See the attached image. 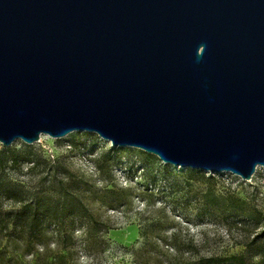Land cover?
I'll list each match as a JSON object with an SVG mask.
<instances>
[{
	"label": "water",
	"instance_id": "water-1",
	"mask_svg": "<svg viewBox=\"0 0 264 264\" xmlns=\"http://www.w3.org/2000/svg\"><path fill=\"white\" fill-rule=\"evenodd\" d=\"M74 131L250 179L264 0H0V142Z\"/></svg>",
	"mask_w": 264,
	"mask_h": 264
},
{
	"label": "rangeland",
	"instance_id": "rangeland-1",
	"mask_svg": "<svg viewBox=\"0 0 264 264\" xmlns=\"http://www.w3.org/2000/svg\"><path fill=\"white\" fill-rule=\"evenodd\" d=\"M25 145L41 162L9 164L5 174L26 188L52 192V165L63 163L82 181L79 193L96 222L89 217L68 220L71 240L63 241L54 226L46 227L34 243L3 239L0 264H54L55 253L65 244L76 264H175L180 258L241 253L253 238L264 245L262 165L250 179L228 171L184 168L137 147L113 146L89 131L59 138L42 134L33 143L16 139L9 146L23 150ZM112 148L119 149L117 154ZM231 196L246 203L231 208ZM0 204L8 208L13 201L2 199ZM146 232L154 242L147 245L148 255L137 251ZM173 242L180 248L178 255Z\"/></svg>",
	"mask_w": 264,
	"mask_h": 264
},
{
	"label": "trees",
	"instance_id": "trees-1",
	"mask_svg": "<svg viewBox=\"0 0 264 264\" xmlns=\"http://www.w3.org/2000/svg\"><path fill=\"white\" fill-rule=\"evenodd\" d=\"M25 145L23 150H16L11 146L0 149V200H12L8 208L0 204V243L3 239H22L28 243L41 240V236L46 227L54 226L55 233L62 240L72 239L66 231V223L71 218L89 217L92 222H96L94 215L90 213L88 206L79 193V178L75 177L66 165L54 161L52 169L55 172L53 190L45 191L39 189L26 188L21 182L10 179L5 174L6 167L18 165L21 162L32 163V166L39 164L41 157L28 149ZM118 148L110 149V152L117 154ZM62 174L63 177H59ZM231 208H240L246 201L237 197H230ZM20 233L19 236L14 234ZM264 236V233L262 235ZM143 246L137 250L146 253L147 245L153 244V239L147 232L142 233ZM259 238V236H258ZM163 240L157 237L156 240ZM174 255H178L180 248L176 242ZM244 252L231 255H200L196 258L186 257L178 259L175 264H264V245H259L257 239H252L245 244ZM146 250V251H145ZM72 249L67 245H62V249L57 251L53 257L54 264H76L70 258ZM135 251V253H138ZM152 258V256H149ZM156 264V263H155ZM161 264V263H157Z\"/></svg>",
	"mask_w": 264,
	"mask_h": 264
}]
</instances>
